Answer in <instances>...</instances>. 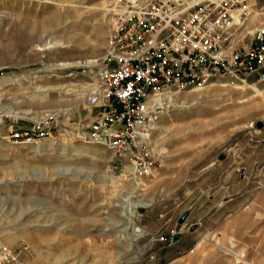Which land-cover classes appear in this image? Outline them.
<instances>
[{
	"label": "rangeland",
	"instance_id": "obj_1",
	"mask_svg": "<svg viewBox=\"0 0 264 264\" xmlns=\"http://www.w3.org/2000/svg\"><path fill=\"white\" fill-rule=\"evenodd\" d=\"M248 7L244 33L264 19V0ZM120 10L0 0V235L23 264H264V81L221 77L165 100L146 179L90 141L85 94ZM54 113L55 137L8 139Z\"/></svg>",
	"mask_w": 264,
	"mask_h": 264
},
{
	"label": "built area",
	"instance_id": "obj_2",
	"mask_svg": "<svg viewBox=\"0 0 264 264\" xmlns=\"http://www.w3.org/2000/svg\"><path fill=\"white\" fill-rule=\"evenodd\" d=\"M250 0H117L112 49L86 92L98 108L89 123L91 142L129 165L134 180L157 172L155 131L165 103L156 96L231 77L264 81V19L244 33ZM59 116L9 131L14 143L55 137ZM0 264H23L0 235Z\"/></svg>",
	"mask_w": 264,
	"mask_h": 264
},
{
	"label": "bare ground",
	"instance_id": "obj_3",
	"mask_svg": "<svg viewBox=\"0 0 264 264\" xmlns=\"http://www.w3.org/2000/svg\"><path fill=\"white\" fill-rule=\"evenodd\" d=\"M94 62H95V60H89V61H87V63H85L87 66H92L93 64H94ZM60 67H62V68H68V67H71V66H74V65H76V64H74V63H61V64H58ZM96 77H97V72H95V75H94V79H92L93 81L96 79ZM239 81H243V80H239ZM94 83V82H93ZM93 83H90V85H92ZM212 83V81H210V82H208V83H206L205 85H202V86H196V87H193V88H191V89H189V90H187V91H175V92H164V93H161V94H158L157 96H156V98L159 100V101H161V102H164L165 100H167L168 101V103H169V105H176V100H177V98L179 97V95L181 94V93H189V94H192V93H194V92H197V91H199L200 89H203V88H205L204 86H206V85H208V84H211ZM84 88H86V87H84ZM253 89L255 90V92H257V93H260V91L259 90H257V89H255L254 87H253ZM185 105V103H183V104H181L180 106H184ZM11 141V140H10ZM159 151H161V149H159Z\"/></svg>",
	"mask_w": 264,
	"mask_h": 264
},
{
	"label": "water",
	"instance_id": "obj_4",
	"mask_svg": "<svg viewBox=\"0 0 264 264\" xmlns=\"http://www.w3.org/2000/svg\"><path fill=\"white\" fill-rule=\"evenodd\" d=\"M178 238H180V236H176V237L174 238V241L177 240Z\"/></svg>",
	"mask_w": 264,
	"mask_h": 264
},
{
	"label": "crops",
	"instance_id": "obj_5",
	"mask_svg": "<svg viewBox=\"0 0 264 264\" xmlns=\"http://www.w3.org/2000/svg\"><path fill=\"white\" fill-rule=\"evenodd\" d=\"M97 112H98V110H97ZM97 112H96V113H97Z\"/></svg>",
	"mask_w": 264,
	"mask_h": 264
}]
</instances>
